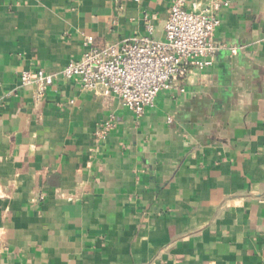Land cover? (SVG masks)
I'll return each instance as SVG.
<instances>
[{
  "label": "crops",
  "instance_id": "0c3cea01",
  "mask_svg": "<svg viewBox=\"0 0 264 264\" xmlns=\"http://www.w3.org/2000/svg\"><path fill=\"white\" fill-rule=\"evenodd\" d=\"M173 1L0 0V264H264V0H218L213 65L140 117L59 74Z\"/></svg>",
  "mask_w": 264,
  "mask_h": 264
},
{
  "label": "built area",
  "instance_id": "2783aa9c",
  "mask_svg": "<svg viewBox=\"0 0 264 264\" xmlns=\"http://www.w3.org/2000/svg\"><path fill=\"white\" fill-rule=\"evenodd\" d=\"M183 0H174L163 25V39H154L153 26L146 19L147 36L123 39L99 48L87 37V49L77 60H70L59 74L74 78L80 86L95 95L115 97L120 104L140 117L146 108L154 105L157 94L168 89L173 82L185 78L192 68L204 70L213 65L215 55L223 44L214 38L220 23L218 10L227 2L209 0L202 7L192 4L184 8ZM235 53V47L229 48ZM54 74L42 69L23 70L19 87L30 89L38 104L45 96ZM180 91H183L180 88ZM114 126L110 115L98 134Z\"/></svg>",
  "mask_w": 264,
  "mask_h": 264
}]
</instances>
